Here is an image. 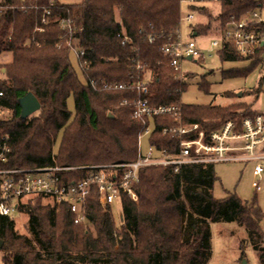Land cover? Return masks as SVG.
Returning <instances> with one entry per match:
<instances>
[{"label":"trees","instance_id":"trees-1","mask_svg":"<svg viewBox=\"0 0 264 264\" xmlns=\"http://www.w3.org/2000/svg\"><path fill=\"white\" fill-rule=\"evenodd\" d=\"M216 3L220 8L216 15L209 6L191 7L208 20L195 25L193 37H217L231 18L239 20L264 8V0ZM45 11L51 14L43 23ZM181 11V0H82L79 4L0 0V58L11 57L10 62L0 64L4 70L0 106L12 113L9 120L0 119V141L8 137L10 148L7 161H0V170L81 169L136 161L146 123L133 118V107L110 104L140 95L130 87L96 90L90 86L91 80L130 86L140 79L147 81L149 73L147 97L152 103L181 107L182 124L200 123L206 132L219 129L228 120L240 123L258 114L243 102L229 107L182 103L187 80L196 74H187V82L175 80L162 52L180 28ZM121 24L131 39L127 44H122ZM257 29L264 32V23ZM150 37H154L153 43ZM69 43L89 54L88 70L81 69L84 83L71 64ZM263 53L264 49H259L243 57L229 45L220 51V59L222 63L253 61L254 68L261 64ZM202 62L200 59L199 64ZM223 73L228 78L240 76L236 70ZM199 86L208 93L209 84ZM30 93L41 108L34 116L22 119L20 100ZM70 97L74 98V114L68 110ZM179 125L172 117L154 118L149 144L175 153L180 137L170 130ZM164 129L169 132L164 133ZM60 134L59 149L54 153ZM85 173L72 172L69 179L77 180ZM218 180L214 165H183L177 171L163 166L143 168L139 183L133 186L138 202L123 199V230L117 228L111 210L104 211L98 203L94 188L86 204L88 222L81 225L74 223L70 208L58 209L50 197H25L18 205L19 218L0 216L2 263L207 264L212 252V223L235 222L246 230L251 245H262L264 212L256 198L244 201L230 193L215 198ZM43 201L47 204L42 205ZM23 216L26 235L17 231V219ZM258 258L264 264V247Z\"/></svg>","mask_w":264,"mask_h":264},{"label":"built area","instance_id":"built-area-1","mask_svg":"<svg viewBox=\"0 0 264 264\" xmlns=\"http://www.w3.org/2000/svg\"><path fill=\"white\" fill-rule=\"evenodd\" d=\"M217 1V0H214ZM213 2L207 0H181L182 7L186 6L187 14L181 11V24L176 34L169 38L162 47V52L169 60L176 80L186 82L187 74L193 73L194 64H199L204 55L193 37L195 13L191 7H206ZM246 13L239 20L231 18L225 23L219 36L213 37L210 42L211 49L224 50L232 46L239 55L247 57L254 55L257 50L264 49V32L257 26L264 23L263 11ZM49 11L43 14V23L50 16ZM201 16V15H200ZM182 22L189 25L193 39L184 40L182 35ZM65 29V23L61 22ZM122 25V24H121ZM41 32L42 29H37ZM127 27L122 25L120 36L122 44L131 41ZM203 37V36H201ZM150 43L154 37L149 38ZM71 51L76 53L79 67L86 71L89 55L85 50L69 43ZM73 45V47H72ZM210 49V50H211ZM200 65V64H199ZM141 69V65L137 66ZM4 70L0 68V80ZM94 89L103 90H130L136 91L138 98H124L113 101V107H133V118L146 123V127L139 137V153L137 160L131 163L93 166L78 169L76 167L49 166L44 168L0 170V216L12 217L17 213L18 205L22 199L31 195L50 197L58 209L67 206L74 216L77 225L88 222L86 204L92 193L97 192L98 203L104 211L111 210L116 202L123 204L124 197L138 202V196L133 186L140 181V171L146 167H174L177 171L183 165H215L224 162H239L252 165V189L256 193L263 191L264 179V113H258L245 118L242 122L226 121L219 129L206 132L200 123L182 124L181 107L176 105H157L148 98V82L137 80L134 84H110L105 81H90ZM4 96L0 90V98ZM6 108L0 106V119L3 120ZM172 117L180 124L170 130L180 137L178 149L175 153L166 150H157L149 144L153 132V121L156 117ZM147 122L148 125H147ZM168 133L169 129H164ZM147 137V150H143L141 143ZM8 137L0 141V161L6 162L10 148L6 142ZM85 170V176L72 180V172Z\"/></svg>","mask_w":264,"mask_h":264},{"label":"rangeland","instance_id":"rangeland-1","mask_svg":"<svg viewBox=\"0 0 264 264\" xmlns=\"http://www.w3.org/2000/svg\"><path fill=\"white\" fill-rule=\"evenodd\" d=\"M63 2L68 4H79L82 0H63ZM212 2L213 3L208 6L211 13L216 15L220 8L216 1ZM258 12L261 14L260 10ZM182 14L183 16L187 14L186 6L182 7ZM117 20H120L118 15ZM207 22V17L195 13L194 24H206ZM191 33L189 25L182 22V35L184 40L190 38L193 39ZM213 37V35L194 37L197 45L202 50L204 57L202 64H194L193 73L196 74V77L187 80L189 86L182 93V103L195 106L229 107L243 102L250 104L253 112L264 113V53L261 56V64H258L254 68H252L253 61L248 60L222 63L220 59L221 50L211 49L210 47V42L213 40ZM10 60V54H7L4 58H0V64L8 63ZM70 60L73 68L77 72L79 80L84 83L85 78L79 67L76 53L73 51L70 53ZM231 70L238 71L240 76L228 78L223 73ZM248 71H250V73H247ZM151 77L152 76L149 73L146 74L147 81H149ZM97 82L100 83V81ZM202 82L209 84L208 93L200 88L199 84ZM240 94L241 96H239ZM110 106H113L112 103ZM68 110L74 114L75 104L73 97H70L68 100ZM11 115V111H4L3 120H9ZM34 115L35 114L30 117ZM61 138L62 134L59 135L54 148V153L58 152ZM141 146L144 151L147 150V137L143 139ZM252 168L251 164L247 165L239 162L216 163L214 169L219 180L214 186V197L221 199L230 193L236 194L244 201H250L256 198L258 205L264 212V179L263 191L256 193L251 186L253 180ZM46 204V201L42 202V205ZM111 212L117 228L123 230L124 224L121 222L120 217L122 212L121 203L116 201L111 206ZM15 217L19 218L20 216L15 214ZM91 230L93 233L95 232L93 227ZM17 231L20 235H26V217L23 216L22 218L17 219ZM211 235L212 256L209 258L207 264H234V261L236 263L237 258L239 260H237L236 264H242L243 261H247V264H259L256 250L249 245L248 234L244 229L232 226V224L229 223L221 225L217 223L213 224ZM232 235H234L233 238H231ZM262 246L264 247V243L261 245L260 249H262ZM240 248H242V252H245V256L241 255L240 257L238 255V253H240ZM3 256L4 255L0 253V264H3Z\"/></svg>","mask_w":264,"mask_h":264},{"label":"water","instance_id":"water-1","mask_svg":"<svg viewBox=\"0 0 264 264\" xmlns=\"http://www.w3.org/2000/svg\"><path fill=\"white\" fill-rule=\"evenodd\" d=\"M241 96V94L239 95ZM21 106V118L26 119L29 118L31 115L38 112L41 108V105L37 98L33 94H28L24 98L20 100ZM3 247V242L0 240V250ZM242 264H247L246 261H243Z\"/></svg>","mask_w":264,"mask_h":264},{"label":"crops","instance_id":"crops-1","mask_svg":"<svg viewBox=\"0 0 264 264\" xmlns=\"http://www.w3.org/2000/svg\"><path fill=\"white\" fill-rule=\"evenodd\" d=\"M213 224H217V223H212L211 224V229H212V227H213ZM218 224H224V223H218ZM229 224H232V226H236V227H238V228H240V229H244L243 227H240L237 223H235V222H230ZM244 231H246L245 229H244ZM230 237V236H229ZM234 237V235H232L231 236V238H233ZM248 243H249V237H248ZM251 247H253V248H255V250H256V253H257V258H258V252L260 251V248H261V245H257V246H253V245H251V244H249ZM263 245V244H262ZM263 247V246H262ZM211 254H212V252H211ZM242 254H245V252L243 251L242 252V248H240V253H238V255L241 257V255ZM212 256V255H211ZM237 260H239L238 258L236 259V263H237ZM247 262V261H246ZM258 262H259V264H261L260 263V261H259V258H258ZM235 263V261H234V264H236Z\"/></svg>","mask_w":264,"mask_h":264}]
</instances>
